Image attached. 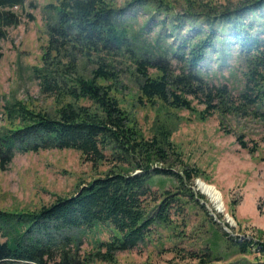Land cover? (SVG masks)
<instances>
[{
    "label": "rangeland",
    "instance_id": "obj_1",
    "mask_svg": "<svg viewBox=\"0 0 264 264\" xmlns=\"http://www.w3.org/2000/svg\"><path fill=\"white\" fill-rule=\"evenodd\" d=\"M245 1L194 0L193 5L186 0H110L111 6L120 9L115 23L126 29L129 47L111 56V65L117 72L113 94L127 112L129 124L134 125L145 140L159 137L164 129L169 134L166 157L153 160V168L170 169L175 173L191 168L199 176L192 182L180 183L171 174L153 175L150 186L154 198L149 201V213L153 215L156 206L170 195L177 202L168 219L162 222L155 218L142 241L129 250L114 252L111 261L94 259L86 264H201L190 255H204L213 241L217 243L213 254L220 257L214 264H264V256L257 248L241 254L224 242V233L251 240L254 246L264 242V121L254 114V110L264 112V101L245 110L230 108V105L243 107L239 93L245 87L248 68L234 30L228 26L218 30V35L211 38V47L203 52V58L193 69L208 83L227 87L229 106L217 97L213 100L216 108L210 114L203 112L205 102L191 95L188 98L192 99L193 109L170 107L159 99L154 104L142 101L138 90L144 76L134 60L135 55L148 58L152 63L148 68L151 75L158 72L157 66H163L170 77L188 72L189 66L175 50L181 38L195 40L196 32L203 28L192 15L193 20L189 19L190 14L197 17L202 11H210L218 15L219 10L234 9ZM56 4V0H26L19 10V22L8 26L6 36L0 41V137L11 126L4 108L16 101L56 116V96L42 90L34 71L35 67L43 65L42 55L48 38L46 25L57 20ZM210 7L217 10L212 11ZM261 13V17L252 13L253 28L249 34L264 37V5ZM203 29L201 36L206 35ZM185 54H188L187 49ZM74 58L73 72L63 65L65 58L60 64L51 63L49 67L55 75L68 80L74 75L91 77L92 69L97 66L95 56L88 58L76 51ZM79 102L94 107L88 99ZM240 138L248 147L256 144L257 149L249 152L241 147ZM110 161L92 165L73 149L15 151L11 162L4 170L0 169V209L38 210L57 197L74 194L93 178L117 169L116 162ZM199 180L221 193L224 213L217 211L198 190ZM91 236L88 233L82 238L76 258H88L87 253L94 250L93 240L105 237L102 233Z\"/></svg>",
    "mask_w": 264,
    "mask_h": 264
},
{
    "label": "trees",
    "instance_id": "obj_2",
    "mask_svg": "<svg viewBox=\"0 0 264 264\" xmlns=\"http://www.w3.org/2000/svg\"><path fill=\"white\" fill-rule=\"evenodd\" d=\"M57 20L48 22L47 43L43 52V65L35 67L43 91L56 96V116L46 111L28 107L16 101L4 108L11 126L0 137V169L11 162L14 152H38L45 149H73L81 153L92 165L104 161L116 162L117 169L80 186L67 197H57L51 204L35 211H9L0 209V263L24 262L36 264H86L90 260L111 261L114 252L135 247L150 231L155 218L166 221L177 199L167 196L149 213V201L153 191L150 186L153 175H173L180 183L192 182L199 176L193 169L175 173L170 169L153 168L152 161L166 157L165 148L170 146L169 134L145 140L134 125L129 124L127 112L113 94L117 72L111 65L115 53L129 47L126 29L119 28L115 16L120 9L111 6L110 0H56ZM195 3L194 0H186ZM26 0H0V41L6 36L7 27L19 22L20 12ZM194 5V4H193ZM264 0H246L242 6L229 10L225 7L218 15L203 12L189 19L200 21L206 35L196 32L197 38H181L175 50L186 61L189 71L172 77L163 66L151 75L148 58L135 55L137 69L144 76L139 85L140 99L181 109H193L192 99L205 102L203 112L210 114L215 108L213 100L220 98L228 105L226 85H216L194 72L203 58V52L212 45L211 38L225 26L234 30L239 51L246 55L248 68L244 89L239 93L245 110L248 106L261 105L264 101V37L249 34L253 28L252 13L261 17ZM191 6V5H190ZM14 7H17L15 9ZM208 9V8H207ZM209 9L214 8L210 7ZM201 12V11H200ZM193 19L191 18L192 16ZM187 46V47H186ZM184 49L182 53L179 50ZM187 49L188 54H185ZM93 58L97 66L91 77L74 75L72 80L55 75L51 63L62 62L74 71V53ZM104 52V53H103ZM62 57L57 60L56 57ZM2 51L0 47V58ZM47 64V65H46ZM103 81H109L104 83ZM88 99L91 106L80 104ZM254 114L264 121V112ZM241 147L254 152L257 145L248 147L239 139ZM138 170L137 173H134ZM154 216V217H153ZM91 234L96 237L94 250L88 258H76L82 238ZM227 245L238 253L252 252V248L264 256V242L255 246L253 241L229 236L224 233ZM216 241L204 255L191 254L201 264H214L220 258L215 252Z\"/></svg>",
    "mask_w": 264,
    "mask_h": 264
},
{
    "label": "bare ground",
    "instance_id": "obj_3",
    "mask_svg": "<svg viewBox=\"0 0 264 264\" xmlns=\"http://www.w3.org/2000/svg\"><path fill=\"white\" fill-rule=\"evenodd\" d=\"M197 188L202 194L208 197V199L213 204V206L217 209V211L224 213L222 195L214 186L209 185L203 182L202 180H199V182L197 183Z\"/></svg>",
    "mask_w": 264,
    "mask_h": 264
},
{
    "label": "water",
    "instance_id": "obj_4",
    "mask_svg": "<svg viewBox=\"0 0 264 264\" xmlns=\"http://www.w3.org/2000/svg\"><path fill=\"white\" fill-rule=\"evenodd\" d=\"M196 180H197V179H196ZM225 217H226V220L229 222V219H230V218H229L227 215H226Z\"/></svg>",
    "mask_w": 264,
    "mask_h": 264
}]
</instances>
